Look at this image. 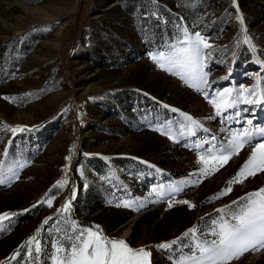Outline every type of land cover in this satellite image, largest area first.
Returning <instances> with one entry per match:
<instances>
[{"label": "rangeland", "instance_id": "374dc122", "mask_svg": "<svg viewBox=\"0 0 264 264\" xmlns=\"http://www.w3.org/2000/svg\"><path fill=\"white\" fill-rule=\"evenodd\" d=\"M134 2L166 9L156 46L116 0H0L3 264H54L57 247L81 228L145 248L152 264H181L199 255L198 243L216 239L221 224H235L249 194L264 188L257 170L223 194L264 139V0ZM196 33L211 45L201 47L208 84L190 87L187 69L166 60L161 69L152 56L187 47ZM224 90L235 103L217 115L205 94L219 102ZM249 129L254 138L227 163L200 161ZM14 164L24 165L18 176L8 171ZM37 229L38 260L37 241L27 243ZM231 264H264V248Z\"/></svg>", "mask_w": 264, "mask_h": 264}, {"label": "snow or ice", "instance_id": "6c2138e0", "mask_svg": "<svg viewBox=\"0 0 264 264\" xmlns=\"http://www.w3.org/2000/svg\"><path fill=\"white\" fill-rule=\"evenodd\" d=\"M187 37V32H185ZM183 43L187 44V47L174 49L173 54L165 56V53L161 52L157 55H153L152 59L158 64L161 69H165V63L161 61H167L172 67H180L187 69L186 75L193 83H190V87H197L198 85L204 86L208 84L207 74L203 71V54L201 47L209 48V45L205 38L199 33L195 34L194 38H188ZM183 79L184 76H181ZM245 91H248L247 89ZM254 94V93H253ZM220 101L214 102L205 94V99L209 100V103L213 104L216 109V114L220 115L222 111H227L234 106L235 101L231 99V93L228 90H224L220 93ZM245 102L253 103L245 97ZM258 102V101H256ZM192 124L197 122L190 116L186 117ZM249 125L252 124L251 120H248ZM13 133L18 131L17 128L11 129ZM264 134V128L258 130ZM171 138V137H170ZM254 138L252 131L244 130L239 133H234L227 145L220 146V154L209 156H201L200 161L205 165L213 162H218L221 165L227 163V161L234 154H238L240 149L245 144H250ZM259 154V161L257 156ZM5 157L8 153L3 154ZM22 164H14L9 166L8 171L12 176H18V168H22ZM257 170L264 172V139H262L254 148L249 159L242 166L241 170L236 174L232 181H229V188L225 190L223 194L231 191L232 183H243L244 179L249 176H254ZM208 169L202 170L203 175L208 174ZM4 174V163L0 161V176ZM4 180L0 178V184H3ZM61 185L66 184L67 181L59 182ZM176 191H180L179 188ZM73 199L75 198V192L73 193ZM219 198V197H217ZM248 199L251 200V204L247 206L246 211L242 212L236 217L235 224H221L219 231H214L212 235L216 237L211 241H203L196 245V249L199 251L198 256H192L188 258L187 262H181V264H231L234 259H239L244 253L249 251H259L264 248V188L259 191L249 194ZM181 204L190 205L188 201L181 200ZM235 203V202H234ZM48 206L51 207V200L48 201ZM126 207L128 205H125ZM35 207V205H34ZM169 207H172V203L169 202ZM70 208V202L64 205V211H68ZM223 211V210H219ZM8 214L0 215V221L7 219ZM48 219H52L51 217ZM48 219L43 223L47 224ZM97 229L99 226H96ZM40 229H37V235H34L28 240V244H32L33 241H37L34 248V259H39L41 253V246L37 240ZM196 229H189L188 234H195ZM68 247H57V255L52 257L54 264H152L151 253L146 251L145 248L134 250L122 239H108L103 236L101 231H94L92 229L81 228L77 235L74 237L69 236ZM173 243H176L175 241ZM164 248L167 245H160ZM64 253L63 256L58 255ZM29 256H33V249H29ZM15 258V257H13ZM0 264H3L0 261Z\"/></svg>", "mask_w": 264, "mask_h": 264}, {"label": "trees", "instance_id": "16d2710c", "mask_svg": "<svg viewBox=\"0 0 264 264\" xmlns=\"http://www.w3.org/2000/svg\"><path fill=\"white\" fill-rule=\"evenodd\" d=\"M119 4L122 5L125 14L131 15L132 24L137 31V34L141 38L146 39V44L150 46L152 44H159L160 41V30L158 27L161 26V23L167 21V11L162 5H157L155 8L151 10L143 9L141 5L135 7L134 0H116ZM145 30H147V35L145 36ZM165 30V34H167V27H163V31ZM26 34V33H24ZM22 49H24L23 54L26 53V45L23 44ZM136 54V53H135ZM93 209L91 207H87L86 213L92 212ZM128 214L121 215L112 220V225H116L121 223L124 219H126Z\"/></svg>", "mask_w": 264, "mask_h": 264}, {"label": "water", "instance_id": "95a60500", "mask_svg": "<svg viewBox=\"0 0 264 264\" xmlns=\"http://www.w3.org/2000/svg\"><path fill=\"white\" fill-rule=\"evenodd\" d=\"M140 208H142V207H140ZM145 208H146V209H148V208H150V206H149V205H147Z\"/></svg>", "mask_w": 264, "mask_h": 264}, {"label": "bare ground", "instance_id": "6f19581e", "mask_svg": "<svg viewBox=\"0 0 264 264\" xmlns=\"http://www.w3.org/2000/svg\"><path fill=\"white\" fill-rule=\"evenodd\" d=\"M147 206V205H146Z\"/></svg>", "mask_w": 264, "mask_h": 264}]
</instances>
